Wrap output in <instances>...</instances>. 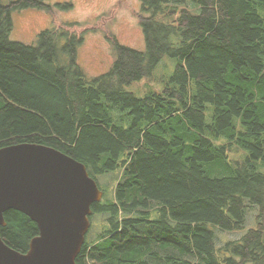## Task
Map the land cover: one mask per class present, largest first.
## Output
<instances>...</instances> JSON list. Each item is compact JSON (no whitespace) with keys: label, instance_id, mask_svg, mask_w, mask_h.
<instances>
[{"label":"trees","instance_id":"16d2710c","mask_svg":"<svg viewBox=\"0 0 264 264\" xmlns=\"http://www.w3.org/2000/svg\"><path fill=\"white\" fill-rule=\"evenodd\" d=\"M138 1L145 51L113 41L110 69L88 78L77 63L88 30L11 41L12 12L53 8L0 0V148L52 147L96 182L119 174L91 205L102 226L76 264H264V0ZM164 57L175 66L157 79ZM145 80L160 88L126 91ZM250 209L253 227L217 245L214 228L243 229ZM3 217L2 240L26 252L35 223Z\"/></svg>","mask_w":264,"mask_h":264},{"label":"water","instance_id":"95a60500","mask_svg":"<svg viewBox=\"0 0 264 264\" xmlns=\"http://www.w3.org/2000/svg\"><path fill=\"white\" fill-rule=\"evenodd\" d=\"M103 197L86 167L45 145L19 143L0 148V227L3 214L20 212L38 234L26 252L0 236V264H76L90 228L91 205Z\"/></svg>","mask_w":264,"mask_h":264},{"label":"rangeland","instance_id":"374dc122","mask_svg":"<svg viewBox=\"0 0 264 264\" xmlns=\"http://www.w3.org/2000/svg\"><path fill=\"white\" fill-rule=\"evenodd\" d=\"M53 8L51 12L35 9H23L11 13L13 28L9 34L11 41L33 44L37 35L44 29L59 28L68 23H78L80 27H71L80 35L84 33L82 43L77 49V63L85 76L93 78L107 72L112 63L111 42L118 43L137 51H145V39L140 26L142 6L138 0H47ZM66 3V4H65ZM63 4V5H62ZM66 5L71 6L65 9ZM55 6H59L58 8ZM175 62L167 57L157 65L155 76L160 79L171 74ZM166 69V70H165ZM159 89L157 81H142L126 88V91L142 96L150 90ZM119 174L113 173L97 178L103 192V199H111L113 186ZM255 210H249L244 228L224 231L214 228L217 245L236 240L248 228L254 225ZM90 236L95 235L102 226V217H91Z\"/></svg>","mask_w":264,"mask_h":264},{"label":"crops","instance_id":"0c3cea01","mask_svg":"<svg viewBox=\"0 0 264 264\" xmlns=\"http://www.w3.org/2000/svg\"><path fill=\"white\" fill-rule=\"evenodd\" d=\"M98 187H99V185H98ZM99 189L101 190V188H100V187H99ZM101 191H102V190H101ZM102 193H103V192H102ZM103 196H104V195H103ZM102 199H103V197H102ZM102 199H101V201H102ZM101 201H100V202H101Z\"/></svg>","mask_w":264,"mask_h":264}]
</instances>
